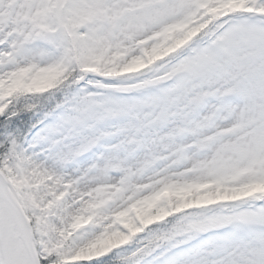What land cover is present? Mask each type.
<instances>
[{
	"label": "snow or ice",
	"instance_id": "snow-or-ice-1",
	"mask_svg": "<svg viewBox=\"0 0 264 264\" xmlns=\"http://www.w3.org/2000/svg\"><path fill=\"white\" fill-rule=\"evenodd\" d=\"M0 264H264V0H0Z\"/></svg>",
	"mask_w": 264,
	"mask_h": 264
}]
</instances>
